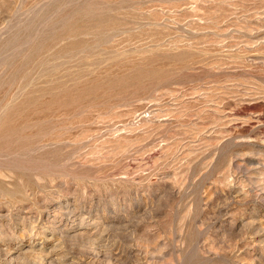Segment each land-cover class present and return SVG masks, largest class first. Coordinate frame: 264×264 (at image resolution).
I'll return each mask as SVG.
<instances>
[{
    "label": "rangeland",
    "instance_id": "374dc122",
    "mask_svg": "<svg viewBox=\"0 0 264 264\" xmlns=\"http://www.w3.org/2000/svg\"><path fill=\"white\" fill-rule=\"evenodd\" d=\"M0 264H264V0H0Z\"/></svg>",
    "mask_w": 264,
    "mask_h": 264
}]
</instances>
